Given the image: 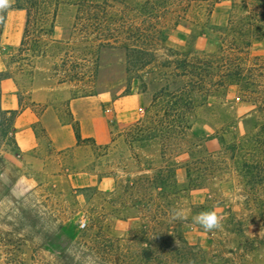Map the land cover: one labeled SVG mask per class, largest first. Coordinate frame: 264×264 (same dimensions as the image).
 <instances>
[{"label":"trees","instance_id":"trees-1","mask_svg":"<svg viewBox=\"0 0 264 264\" xmlns=\"http://www.w3.org/2000/svg\"><path fill=\"white\" fill-rule=\"evenodd\" d=\"M219 2L12 0L9 8L0 11V51L9 11L22 10L25 22L17 48L22 55H99L104 50L119 49L126 55L128 81L138 80L143 91L151 93L143 115L123 124L106 145L82 138L78 124L71 125L76 146L90 142L94 162L106 168L98 181L109 176L116 180L109 192L94 188L102 198L101 210H108L120 221L134 222L126 235L118 236L105 224L104 213L92 215L88 228L78 232L84 264H257L264 238L250 233L249 225L259 219L264 208L259 198L264 192V57H250V51L254 42L264 41V0H235L227 24L212 28L219 39L214 50H193L181 57L171 51L176 57L164 60L156 56L163 38L162 25L170 15L187 16L195 11L198 17L208 20ZM63 7L75 10L74 37L56 40L52 34ZM70 43L74 44L71 48ZM11 77L8 68L0 71V133L18 149L13 132L20 111L1 107L2 82ZM93 79V72L66 74L60 83ZM231 81L254 109L244 119L243 135L237 134L234 122L224 121V135L216 132L210 138L218 139L221 148L210 151L206 145L210 139L190 140L194 120L199 109L209 107V98ZM225 134L230 136L227 142ZM181 154L187 156L186 183L179 182L178 165L172 160L173 155ZM222 154L227 158L221 159ZM103 158L106 161L99 162ZM222 168L242 178L245 194L256 198L245 202L250 215L226 210L223 227L207 232L212 237L207 250L190 244L185 229L192 225L205 231L192 222V217L215 210L218 203L208 198L204 205H194L188 197L192 190L208 184L214 187ZM174 208L182 209L187 219L173 220ZM18 260V249L0 245V264H19Z\"/></svg>","mask_w":264,"mask_h":264},{"label":"rangeland","instance_id":"rangeland-1","mask_svg":"<svg viewBox=\"0 0 264 264\" xmlns=\"http://www.w3.org/2000/svg\"><path fill=\"white\" fill-rule=\"evenodd\" d=\"M234 1L220 0L208 20L198 17L195 11L187 16L170 15L162 25L163 38L156 53L157 58L164 60L176 57L174 52H178L180 55L177 56L181 57L193 50H214L219 39L212 28H221L227 24ZM11 11L1 40L0 61L5 63L14 78L17 89L14 94L19 102L23 105L31 104L32 81L36 75H40L48 85L57 87L63 84L55 89L56 102L53 103L61 124H78L80 129L78 120H74L69 113V100L86 97L100 100L111 137L123 128V124L143 115L150 104L151 93H145L138 80L132 83L128 81L124 51L111 49L99 55H45L37 58L22 55L17 51L20 43L14 45L13 42L17 33L22 36L25 12L19 18L12 16L17 13L15 10ZM74 22L75 10L70 7L61 8L52 38L72 39ZM11 25L14 30L9 33ZM72 46L74 44L70 43L69 47ZM250 52V57H264V41L254 42ZM92 72L93 82L60 83L63 75H88ZM139 73L142 71L139 70ZM208 103V108L197 111L190 140L210 139L216 132L219 136L224 135V121L234 122L237 134H244V119L254 107L240 95L238 85L229 82L224 89L211 96ZM1 107L6 110L2 100ZM34 126L38 137L37 147L26 154L16 149L10 138L3 139L0 133V245L7 244L18 249L19 264H84V253L77 242L78 232L88 228L92 215L94 217L100 212L104 213L105 224L118 236L126 235L134 222L120 221L111 217L108 210H101L102 198L95 194L94 188L102 193L109 192L116 180L109 176L98 181V176L106 168L94 162V149L90 142L66 150H55L50 145L44 124L38 122ZM15 131L14 123V134ZM229 138L225 134L226 142ZM206 145L210 151L221 148L218 139H210ZM121 150L128 155L124 148ZM220 158L225 159L227 155L222 154ZM172 160L178 165L179 182L186 183L184 163L187 156L173 155ZM100 161L104 162L106 158ZM119 176H123L120 171ZM242 181L235 172L226 173L222 168L214 187L208 184L205 188L192 190L188 200L194 205H204L208 198L212 199V202L218 203L215 211L223 218L227 217L228 208L244 216L250 215L245 202L256 197L245 194ZM259 198L264 201V192ZM262 212L259 219L249 225V231L264 238V208ZM185 236L192 245L207 250L211 248L212 237L206 231L189 225L185 229ZM258 253L257 264H264V245H261Z\"/></svg>","mask_w":264,"mask_h":264},{"label":"crops","instance_id":"crops-1","mask_svg":"<svg viewBox=\"0 0 264 264\" xmlns=\"http://www.w3.org/2000/svg\"><path fill=\"white\" fill-rule=\"evenodd\" d=\"M17 13L12 16L21 18L22 10H15ZM12 12V11H10ZM22 27V25H20ZM24 28V27H23ZM21 29V28H20ZM13 29L9 27V33ZM16 34L14 45L21 42ZM6 70V65L0 61V71ZM14 78H8L2 82V105L6 110H19L15 120L16 131L14 134L18 149L26 154L37 147L38 137L35 132V124L42 122L50 140V145L55 150H66L76 147L77 141L71 124H61L54 109L55 89L60 88L48 85L40 75H36L32 81L29 105L19 102L14 86ZM14 94V95H13ZM69 113L78 120L80 124V134L82 138H93L98 145L110 143L111 136L108 128V120L104 114L100 100L95 97L69 100Z\"/></svg>","mask_w":264,"mask_h":264},{"label":"clouds","instance_id":"clouds-1","mask_svg":"<svg viewBox=\"0 0 264 264\" xmlns=\"http://www.w3.org/2000/svg\"><path fill=\"white\" fill-rule=\"evenodd\" d=\"M12 0H0V11H3L11 6ZM173 220H185L187 216L184 211L179 208L172 210ZM192 222L202 227L206 232L219 230L223 227L222 217L215 211H201L192 217Z\"/></svg>","mask_w":264,"mask_h":264},{"label":"built area","instance_id":"built-area-1","mask_svg":"<svg viewBox=\"0 0 264 264\" xmlns=\"http://www.w3.org/2000/svg\"><path fill=\"white\" fill-rule=\"evenodd\" d=\"M84 226V224H82V227Z\"/></svg>","mask_w":264,"mask_h":264}]
</instances>
